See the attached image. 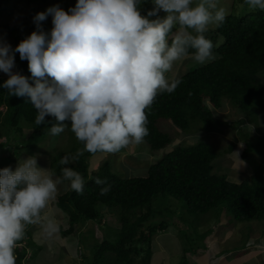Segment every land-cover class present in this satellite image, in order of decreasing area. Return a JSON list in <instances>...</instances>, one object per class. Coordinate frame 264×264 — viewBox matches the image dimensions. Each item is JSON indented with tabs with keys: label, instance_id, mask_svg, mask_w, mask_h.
I'll use <instances>...</instances> for the list:
<instances>
[{
	"label": "clouds",
	"instance_id": "1",
	"mask_svg": "<svg viewBox=\"0 0 264 264\" xmlns=\"http://www.w3.org/2000/svg\"><path fill=\"white\" fill-rule=\"evenodd\" d=\"M144 4L151 5L146 13ZM244 4L264 11V0ZM229 14L222 0H76L67 11L56 4L37 12L35 30L15 48L0 37V72L7 76L0 88L8 97H27L35 125H50L51 136L70 128L83 145L60 159L59 174L38 166L37 155L18 159L15 169L0 168V264H17L29 226L46 238L59 232L47 210L61 190L82 195L86 182L69 165L85 152L116 154L145 142L148 111L182 83L181 75L169 74L184 60H218L214 49L223 37L214 43L207 34ZM49 16L52 27L45 30ZM17 53L31 77L14 71ZM88 179L102 185L99 195L110 192L106 178Z\"/></svg>",
	"mask_w": 264,
	"mask_h": 264
},
{
	"label": "trees",
	"instance_id": "2",
	"mask_svg": "<svg viewBox=\"0 0 264 264\" xmlns=\"http://www.w3.org/2000/svg\"><path fill=\"white\" fill-rule=\"evenodd\" d=\"M6 1L0 0V8ZM233 1L235 3L237 0ZM43 27L50 30L47 21L43 22ZM32 31L17 35L15 46ZM207 35L214 43L218 37H223V43L214 49L220 58L188 70L181 75L182 83L174 93L157 97L148 111L147 127L150 134L145 142L151 150L163 149L172 141L170 134L162 127L163 119H170L184 132L190 131L193 123L199 125V129L214 132L221 130L219 126L224 122L214 117L213 110L221 108L225 101L237 110L248 112L254 121L257 120L255 116L260 107L264 106V11L255 10L243 15L232 12L221 27L210 30ZM15 62L21 74L27 76L30 73L28 62L20 60L18 53ZM6 79L7 77H0V85ZM2 107L6 110L3 111ZM35 116L36 110L27 97H8L6 91L0 88V125L15 127L22 132V124H29L31 130L26 140L29 148L37 146L50 128L47 124L35 125ZM46 119L50 120L51 117ZM244 121L245 119H240L234 123ZM246 134L250 135L249 132ZM261 138L258 140L255 137L259 143L262 142ZM252 145L256 149V144L248 142L245 154ZM231 149L232 146L229 147ZM77 150L78 148L73 147L56 152L52 157L51 169L59 174L63 167L59 165L60 159L67 154L74 155ZM222 153L219 154L207 141L179 144L152 163L146 176L123 177L112 170L108 160L98 170L90 172L87 157L92 154L85 152L77 162L69 165L85 177L83 194L68 191L57 199L58 205L63 206L70 214L71 225L65 233L75 232L76 224L82 226L86 221H103V209L111 213L119 210L122 227L117 229L118 234L114 240L105 239L96 245L93 262L89 261L87 255H83L85 260L83 259L82 264H102L107 258L110 259V264H149L152 234L166 227L163 222L160 225L149 223L155 213L154 199L158 196L180 200L191 215L199 216L225 206L234 220L263 221L264 159L255 167L250 178L232 180L227 173L216 172L214 161ZM89 175L106 178L111 185L110 192L105 196L99 195L102 185L89 180ZM136 209L139 210L135 211ZM190 225L193 227L191 223ZM30 235L27 231L21 241L24 242L23 247L18 246L16 249L17 264H25V256L32 243H35ZM205 237L206 234H203L195 247L190 244L187 249L198 251L200 246H205ZM79 242L82 244L81 239ZM33 255L32 251L31 258ZM139 256L142 258L140 263L137 262ZM186 259L183 264H188L187 256Z\"/></svg>",
	"mask_w": 264,
	"mask_h": 264
},
{
	"label": "rangeland",
	"instance_id": "3",
	"mask_svg": "<svg viewBox=\"0 0 264 264\" xmlns=\"http://www.w3.org/2000/svg\"><path fill=\"white\" fill-rule=\"evenodd\" d=\"M222 2L227 5L230 13L233 12L237 15H243L244 13L252 11L241 0L240 2L237 0L235 3H233V0H222ZM75 3L76 0H7L0 8V37L6 39L15 48L18 40L17 35H25L27 32L35 30L32 18L37 12L45 11L48 7L56 4H59L67 11ZM150 8V4H144L142 5V12L146 13ZM160 15L163 16L164 14L161 13ZM51 19V16H49L46 20L50 29L52 27ZM196 66L199 65L191 60H184L178 62L173 73L169 75H182ZM14 71H18L17 66ZM28 74L27 77L31 76V73ZM0 77L7 76L0 72ZM2 109L3 111L6 110L5 107H2ZM213 111L214 117L224 122L223 125L219 126L221 129L219 131L208 132L199 129L200 126L193 123L188 133L180 130L170 119H163L161 121L162 127L172 138L171 143L167 147L154 151L144 142L138 146H129L116 154L98 153L90 155L87 157L89 171L93 172L98 170L108 160L112 165V170L123 177L146 176L150 165L159 157H162L164 153L174 149L176 145H189L200 141H207L213 145L219 154L223 152L214 161L216 172L227 173L228 177L232 180L241 181L250 178L255 167L264 159V138H261L264 136V106L260 107L258 115L255 116L257 119L255 121L251 120L248 112H245V114L240 109L233 108L226 101L221 108H215ZM240 119H245V121L242 123H234V121ZM22 129V132H19L15 127L0 125V168L11 166L15 169L18 159L26 158L29 155L38 156V166L51 168L52 157L56 152L68 150L73 147L78 149L82 148V144L76 140L74 134L71 135L69 129H66L59 136H51L48 133L37 146L29 148L26 140L31 130L30 125L24 122ZM193 129L196 131H192ZM247 132L250 135H247ZM255 137L258 140L261 138V144ZM248 142L256 144L257 146L255 145L256 149L253 147L254 145L249 146L251 147L250 151L245 154ZM230 146H232L231 150H229ZM66 192L68 191L61 190L59 195H63ZM57 199L47 211L51 216L56 218L60 225V230L52 238H46L39 226H29L27 231L31 234L30 239L35 243H32L31 246L33 250L31 248L28 250L24 259L25 264H65L74 258L75 248L81 261L84 259L83 255H87L89 261L93 262V253L96 250V245L105 239L110 241L114 240L118 234L117 229H121L122 219L119 216V210L111 213L103 209V212H105L103 221H86L82 226H80L81 224H76L75 228L77 230L71 234H66L65 231L71 225L70 214L63 206L58 205ZM154 206L155 213L151 216L149 223L160 225L163 222L165 224L164 226H166L164 230H168L161 234L162 238L156 244L152 240L150 245L151 264H165V257L170 256V252L175 250L178 244L184 253L190 252L187 249L190 244L195 247V243L199 242L200 236L203 234L207 235L214 228L212 220H217V223L221 222L225 229L234 225L236 230L234 232L241 239L242 235H246L252 225L263 230L262 232L264 234V220H255L252 222L235 221L225 206H219L218 209H213L199 216L188 213L185 204L175 198L164 199L158 196V198L154 199ZM137 210L139 209L135 211ZM190 223L193 227H191ZM197 226H199L198 229ZM157 232L152 234V239ZM80 239L82 244L79 242ZM77 241L80 247L76 246L74 249L70 247L71 244L75 245ZM236 241L238 242L239 240ZM240 244L243 245L244 243ZM235 245L231 244L229 246L234 247ZM145 247H148V245L145 244ZM32 251L34 253L33 258H31ZM262 258L263 256H257L258 261H261ZM185 260H187L186 257H183L182 261L184 262ZM110 263V259L107 258L102 264ZM225 264H231V258Z\"/></svg>",
	"mask_w": 264,
	"mask_h": 264
},
{
	"label": "crops",
	"instance_id": "4",
	"mask_svg": "<svg viewBox=\"0 0 264 264\" xmlns=\"http://www.w3.org/2000/svg\"><path fill=\"white\" fill-rule=\"evenodd\" d=\"M212 221L214 223V228L210 230V232L205 237L204 244L206 246L202 245L203 247L200 246V250H191L190 252H187L185 254L189 259L188 264H225L226 261L230 260V258L231 264H264V234L262 232L263 230L252 225L251 228L248 230L247 234L242 235L241 239L238 234L236 235L234 225L229 226L230 228L228 229H225L221 222L217 223V220ZM198 227L199 226H197V229ZM166 230H158V232L152 239L155 244L156 242H159L161 240V234H163ZM236 240L239 241L237 242ZM76 243L75 245L71 244L70 247H73V249L76 246L80 247L79 242L77 241ZM240 243L244 244L241 245ZM231 244L236 245L234 247H230L229 245ZM257 256H263L262 260L258 261ZM183 257L184 252L182 251L181 246H179L178 244L177 248L170 252V256L165 257L164 262L165 264H183ZM140 259L141 256L137 258V262ZM80 261L81 260L78 257L75 248L74 258H72L69 262L65 264H80ZM151 263L152 259L150 260L149 264Z\"/></svg>",
	"mask_w": 264,
	"mask_h": 264
}]
</instances>
